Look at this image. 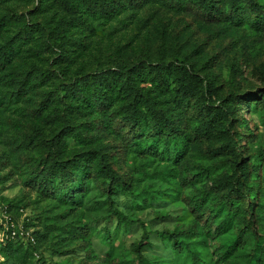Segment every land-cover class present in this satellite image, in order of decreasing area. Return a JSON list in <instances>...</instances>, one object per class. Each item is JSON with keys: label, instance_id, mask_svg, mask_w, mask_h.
<instances>
[{"label": "rangeland", "instance_id": "374dc122", "mask_svg": "<svg viewBox=\"0 0 264 264\" xmlns=\"http://www.w3.org/2000/svg\"><path fill=\"white\" fill-rule=\"evenodd\" d=\"M69 1L72 13L59 0L0 1V47L7 46L0 67V264H137L141 240L149 264H188L179 248L193 242L205 246L210 264H242L255 241L264 244V23L252 24L241 4L232 10L228 0H214L208 13L193 0H128L126 9L125 0H106L107 15ZM23 21L33 37L24 35ZM138 62L179 64L203 81L188 95L175 69L160 83L146 71L136 81L172 123L179 149L165 134L155 146L136 147L117 89L103 113L71 114L69 93L49 100L78 72ZM26 77V96L10 100L12 91L22 95ZM219 106L230 109L228 118H212ZM208 124L214 132L205 134L200 128ZM222 144L230 146L219 151ZM80 156L83 170L48 169L52 160ZM99 158L119 184L100 173ZM242 164L257 167L246 182ZM46 169L52 188L35 179ZM224 176L244 183L242 197L214 188ZM229 204L239 214L224 231L217 206ZM255 204L262 210L250 221ZM238 232L243 243L225 255L223 240Z\"/></svg>", "mask_w": 264, "mask_h": 264}, {"label": "trees", "instance_id": "16d2710c", "mask_svg": "<svg viewBox=\"0 0 264 264\" xmlns=\"http://www.w3.org/2000/svg\"><path fill=\"white\" fill-rule=\"evenodd\" d=\"M5 1V0H0ZM199 6V8L208 13L212 10L214 0H193ZM64 5V8L70 13H72L71 4L69 0H59ZM83 5L86 6V10L91 15L96 14L94 12L95 7H99V11L107 15L111 9H108V3L106 0H94V4L91 3V0H83ZM228 5L233 8L240 3L243 7V10L247 12L249 21L256 25L264 23V4H261L259 0H228ZM128 4L132 5L130 1L125 0L122 5V9L128 8ZM28 25L23 21V32L26 38H31L34 36L31 30L27 29ZM9 48V47H8ZM7 46L0 47V67L4 65L5 55ZM11 51H13V45L10 46ZM147 62V61H144ZM176 70V80L177 85L180 88L183 95L192 94L193 91L197 88H203V81L195 76L192 72H187L186 68L181 65H174L171 63H143L138 62L135 65H132L129 68L125 66H118L114 69H107L102 71H96L91 74H86L83 72H78L75 74L74 78L68 82L67 86L64 89L60 90V96H57L58 93H54L52 96H49V100L51 99H60L63 97L61 93H69L70 98L73 100L75 105L74 109L70 107L71 114H78L81 111L94 113L97 110L105 112L112 102L110 93L117 89V91L122 94L123 100L125 101V114L123 119V123L125 126L129 128V137L131 138L132 143L136 147H141L142 145L155 146L157 145V137L165 134L163 138L165 141H168L169 138H173V146L175 149H179L183 142L177 136L176 130L173 128L172 123L167 118V116L161 110H157L155 103L152 99L149 98L148 95L142 94L143 90L138 87L136 81H141L143 79L142 74L146 71L149 75L150 81H161L165 80V75L171 73L172 70ZM142 77V78H141ZM41 78V77H40ZM136 78V79H135ZM158 79V80H157ZM16 81L11 83V88L14 89L16 86ZM31 84V79L26 77L19 84L22 91V95L12 91L10 95V100L17 98L19 96H26L27 88ZM206 94L209 97H213L216 89L212 85V83L207 82L205 85ZM201 98H203L201 96ZM208 98V97H207ZM205 103L206 100H203ZM203 103V104H204ZM232 110V109H231ZM212 118L217 117L218 119H226L231 114L230 109H224L219 106L213 112L210 111ZM203 133L209 134L214 132L213 126L210 124L205 125L200 128ZM67 135V134H66ZM71 135H76L75 131L72 130ZM175 139V140H174ZM77 141V140H76ZM230 146L229 144H222L219 151H225V149ZM232 147V146H231ZM166 149V148H165ZM216 151V150H215ZM76 159V158H75ZM83 159L84 156H80L79 160H52L50 164H48V169L52 171L54 174L64 175L68 174V169H74L77 171V168L83 167ZM248 165V164H246ZM245 164L237 165L238 171L240 172L241 181L246 182L249 180V177L252 175V172L256 173L257 167L255 166H246ZM240 167V168H239ZM84 167L82 168V170ZM97 169L100 170L105 179L109 181L111 184H119V178L115 174V172L109 167L104 158H99L97 161ZM225 178V179H224ZM218 181H214V188L216 190L222 191L224 188L228 190L227 195H236L237 197H242L241 189L244 188V183H236L235 185L231 182L233 179L231 176H224ZM40 183H44L46 186L51 187L53 185V177L49 174V171L42 170L39 172L36 177ZM237 180V179H236ZM48 183V185L46 184ZM230 190H229V189ZM230 191V192H229ZM253 192V190H249V193ZM226 193L222 192L221 194ZM228 195V196H229ZM258 200L259 194H254ZM218 211L216 215H219V226L220 228L224 225V231L228 230V227L233 223L236 218V212H231V204L228 205V208L222 205H218ZM261 205H253L250 211V221L256 213V209L259 211L262 210ZM264 209V208H263ZM115 217L121 218L120 214L116 211L114 212ZM239 214V212H238ZM245 214L244 211L241 212L240 220L244 221ZM250 222L247 224L249 225ZM247 225V226H248ZM245 226V229L248 227ZM244 228V226H243ZM248 231V229H247ZM246 231V232H247ZM244 232V231H243ZM225 233V232H224ZM242 234H229L227 238H225L222 242V249L225 255H231L238 246L243 243ZM147 240V239H145ZM179 246H182L180 242H178ZM145 247L144 242H141L137 246L136 250V258L137 264H149L147 260L141 256L140 252ZM184 252V254H189V263L188 264H210L211 257L201 243H194L192 245H186L183 248H179ZM251 255L247 258L245 262L242 264H264V244L261 241H255L252 248Z\"/></svg>", "mask_w": 264, "mask_h": 264}, {"label": "built area", "instance_id": "2783aa9c", "mask_svg": "<svg viewBox=\"0 0 264 264\" xmlns=\"http://www.w3.org/2000/svg\"><path fill=\"white\" fill-rule=\"evenodd\" d=\"M13 235H14V233H12ZM31 241H33V240H31Z\"/></svg>", "mask_w": 264, "mask_h": 264}]
</instances>
